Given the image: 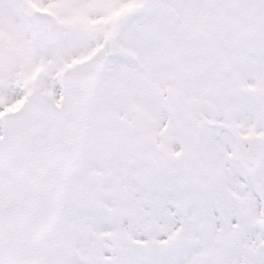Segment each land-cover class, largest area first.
<instances>
[{"label":"snow or ice","instance_id":"snow-or-ice-1","mask_svg":"<svg viewBox=\"0 0 264 264\" xmlns=\"http://www.w3.org/2000/svg\"><path fill=\"white\" fill-rule=\"evenodd\" d=\"M0 264H264V0H0Z\"/></svg>","mask_w":264,"mask_h":264}]
</instances>
